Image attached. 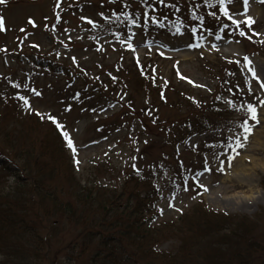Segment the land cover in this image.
Returning a JSON list of instances; mask_svg holds the SVG:
<instances>
[{
    "label": "rangeland",
    "instance_id": "obj_1",
    "mask_svg": "<svg viewBox=\"0 0 264 264\" xmlns=\"http://www.w3.org/2000/svg\"><path fill=\"white\" fill-rule=\"evenodd\" d=\"M109 1L6 0L5 4H0V15L4 17L5 24L4 30H0V49H4V52L0 51V165L5 163L10 168V172H0V196L7 198L0 205V236H5L8 230H15L23 237L24 240L20 242L16 240L21 244L18 247L23 246L22 250H18L17 254L21 259L17 264H26V260L31 258L35 264H40L46 257L50 261L55 252V264H65L66 254L73 247V237L89 218H93V222L102 221L103 224L86 231H103V237L110 236L108 240L113 242L118 236L117 229L106 225L107 222L114 215H124L134 202L142 204V197L145 204L142 225H146V218H152L154 214L156 220L153 224L165 221L168 226H175V229L182 228L181 225L178 227V221L183 216L181 214L189 215L195 208H192L193 205L202 201L207 210L223 215L222 219H210L220 222L233 218L224 223H230L229 230L237 233L240 238H245L242 242V245H246L243 253L249 264L252 261L251 254L254 264H264V106H258L259 123L253 128L245 146L236 149L239 155L231 149L225 151L228 143H234L228 137L241 134L239 124L246 118V112L240 110V106L245 101L258 104L259 100L264 99V89L260 88V82H264V42H261L264 41V0H248L247 11L253 12V23L250 26L245 13L234 17L242 22L241 27L246 32L243 37L239 35L236 25L220 13L217 5L201 12L206 14L208 23L206 27H195V35L181 31L160 33L147 27L138 31L130 26L122 30L123 34L119 38L98 34L95 27L102 23L108 11L119 9L135 13L143 26L145 5L151 0H116L113 4H109ZM227 7L230 14L244 12L243 0ZM212 11L217 13L219 20L209 15ZM81 17L91 19L96 26L93 27L87 19ZM167 17L168 20L173 18L171 15ZM29 18L35 21V27L28 23ZM150 20L152 21L151 17ZM148 24L147 20L145 25ZM224 29L228 33H224ZM216 32L221 36L227 34V38L217 43L214 39ZM129 33H133L131 40ZM198 36H203L204 40H198ZM248 36L252 39H248ZM122 40L125 43L122 44ZM128 43L133 48L127 47ZM189 44H198L199 47H188ZM213 44L216 48L212 47ZM245 56L252 61L250 67L256 71L259 81L247 70ZM237 60L242 65L240 74L233 73L232 70L233 66L239 64L236 63ZM134 64L143 67L144 76L148 78L146 92L133 83V79L139 78L132 68ZM225 69L226 78L223 74ZM113 70L132 79V84L127 79L125 85L127 87L128 83L127 92L134 104L129 102L119 105L118 101L122 99L115 93L111 98L116 102L103 108L97 117H89L78 108L69 109L67 115L62 117V124L74 141L77 155L73 156L63 138L66 159L64 157L65 160H62L64 166L60 170V164L52 160L50 154L36 161L39 157L29 154V144L34 138L36 141L43 139L51 147L54 146V138L49 129L55 123L47 117L51 114L58 120L59 115L67 111L61 107L60 98L66 93V88L74 89L79 85L77 89H80L82 85H86L88 89L111 91L113 84L105 80V76ZM32 76L37 80L29 82L28 79ZM78 79L80 80L76 82ZM249 87L252 89L251 93L248 91ZM33 89L40 95H36ZM145 95L147 103L152 105L151 110L154 107L151 112L144 107ZM20 96L28 100L30 107L25 106L24 101L19 99ZM217 96L221 99L217 100ZM228 100H232L235 107H230ZM125 108L128 111L121 114ZM156 111L157 119L153 118ZM37 113L43 114L44 118ZM156 120L158 121L155 122ZM191 121H198L200 126L205 127L188 134ZM98 123L104 125L103 129L111 131L108 137L99 134L102 130H98ZM74 125L76 128H73L71 134L69 128ZM116 129H119L118 133L114 132ZM168 135L179 139L174 148L166 139ZM241 141L243 142L242 134ZM36 148L39 150L38 154L49 151L35 146L31 149L32 154ZM54 150L58 151L56 147ZM213 153L218 159L213 158ZM229 155L235 157L230 167L227 160ZM70 159L75 164V177L74 171L70 169ZM206 159L207 166L211 169L207 172L204 170ZM76 160L79 161L78 165ZM220 160H224L223 171L218 170ZM156 163L161 164L159 176L154 183L159 194L157 207L160 217H157V211L152 209L151 202L148 201L152 194L149 181L144 183L140 178H130L133 164L140 166L143 172L145 167ZM22 168H26V173ZM65 170L83 188H86L84 183L89 178L113 184L125 181L126 185L121 187L122 199H116L114 193L108 194L107 198L108 202H113L115 207H123L124 211H111L105 215L97 207L100 205L98 199L102 198L99 196L103 189L89 187L91 193L98 194H92L98 199L85 202L89 207L88 211L82 209L84 205L79 203L76 211L72 210L75 216L71 219L72 214L57 205H63L73 198V193L69 196L66 189H61L59 178L67 182ZM54 171L57 173H53ZM12 175L15 178L23 176V187L16 186ZM25 177H31L29 181L34 177L36 182H28ZM43 181L48 186L46 191L52 201L39 196L41 192H38L35 184L43 185ZM199 185H204L207 191ZM185 186L188 187L187 191L184 190ZM116 193L120 194L119 185ZM93 196L88 199L94 200ZM170 203L172 207H169ZM104 210H107L106 205ZM191 215L192 218L200 217L203 213L198 210ZM129 219L133 222L135 214ZM52 221L54 228L48 234ZM31 226L33 229H28ZM226 226L220 228V236L228 230ZM26 231L27 235L24 233ZM130 231L137 233V230ZM226 234L230 235V231ZM157 236L153 240L159 244L153 247L155 253L148 259L154 261L157 258L160 264H167L169 261L156 253H173L179 248L180 241L187 238L184 234L173 232V228L159 232ZM126 240L128 245V237ZM23 241L29 242L24 244ZM253 241L259 248L250 252L248 244ZM17 243L0 241V260L4 258L2 252H9ZM98 244L96 242L93 246L98 248ZM142 248L145 252L146 247ZM224 254H217L216 261L224 260ZM68 256L70 255L66 259ZM15 257L13 255L11 258ZM76 259L77 262L70 263L91 264L85 258ZM202 259L204 258L198 254L197 261L200 264L204 262ZM100 261L103 263L105 259ZM182 261L193 264L195 257ZM41 264L49 263L43 261ZM234 264L238 263L235 261Z\"/></svg>",
    "mask_w": 264,
    "mask_h": 264
},
{
    "label": "trees",
    "instance_id": "obj_2",
    "mask_svg": "<svg viewBox=\"0 0 264 264\" xmlns=\"http://www.w3.org/2000/svg\"><path fill=\"white\" fill-rule=\"evenodd\" d=\"M119 25V19L118 18H110L107 20L105 27L107 30H109L113 26H118ZM138 76V74H137ZM137 82H139L140 87L143 89H147L146 83L148 82V79L142 76L141 78H138ZM147 91V90H146ZM191 125L189 126V129L194 130L196 128L202 127L200 126V123L198 121H191ZM196 125V126H195ZM193 126V127H192ZM181 131H183V128H180ZM31 139V138H30ZM53 142V141H51ZM54 146L51 147L50 144L45 142L43 139H38L37 141L33 138L32 143L29 145L31 146L30 148V155H38L39 158H36V161L43 156L50 154L53 158L52 160L58 162L60 164L59 170L64 166L63 163V157H64V150L62 147V143L58 137H54ZM35 146H38V148H42L43 150H49L48 153H42L38 154V149L36 148L35 153L32 154L31 149ZM54 147L57 148V152H55ZM15 157H19V155H15ZM22 170L26 173V168H22ZM59 172V171H58ZM53 173H57L54 171ZM66 173V180L67 182H64L61 178L60 183L62 188L61 189H66L67 190V195H72L73 193V198L69 199L65 204H57L58 207L65 208V210L72 214V210L76 211V206L80 203L83 206L82 209L88 211L89 207L86 205V201H95L98 199V197H94L93 194L91 193V189L89 188L88 190L83 189L80 185H78L75 180L72 177V174H67V170H65ZM38 176V175H36ZM53 176V174H52ZM42 177V176H41ZM28 182H36L35 178L32 177V180L29 181V178L27 177ZM26 178V179H27ZM138 178L141 179L142 182L147 183V180L143 179L142 176H136L131 178L134 179ZM18 180H20V183L17 181L15 182L16 186L18 188L23 187L25 184V179L23 180L22 177H19ZM43 180V178H42ZM97 178H94L92 187L91 188H96L98 186L99 189H103V192L100 193L98 201L100 205H97L98 209L101 208L102 212H105V215L109 214V212H116L118 213L119 211H124L123 207H115L113 205V202H108V194L114 193L116 196V199H122L123 198V193L121 191V187H124L126 185L125 181L116 184V185H110V186H105L102 183H98ZM27 184V183H26ZM264 184V181H263ZM71 185V186H70ZM119 185V190L120 194L116 193V190L118 189ZM36 189L38 192L40 191L41 194L39 196H43L44 198H49L50 201H52V198L50 195H48L46 188L48 189V186H45L44 181L43 185H37L35 184ZM93 194V195H92ZM122 195V197H121ZM94 197V200L88 197ZM98 196V194L96 195ZM151 196V195H150ZM1 197V196H0ZM139 197V196H138ZM105 198V199H103ZM58 199V198H57ZM7 200L1 197L0 200V205H3L4 202ZM150 200V199H149ZM148 200V201H149ZM142 204L139 201H136L133 203V206L129 208L127 211H125L124 215L118 216L114 215L112 219L107 222L106 225L109 227H115L116 232L118 233V236L115 237V239L112 241L108 240L110 236H105L103 237L104 232L100 230L101 232H88L86 230L88 229H93L95 226H102L103 222L102 221H96L93 222V218H89L86 220V223H84L82 229L77 231L75 236L73 237L74 241L70 248V252L67 255L68 259L65 257V264H71L70 262H77V257L80 258H89L91 260V264H97L99 260L105 259V261L102 264H160V261L155 258V260L148 259L149 256H152L155 252L153 246L158 244L157 241H154V238H158L157 234L159 232L165 231V230H171L173 228V232L178 233V234H184L186 235L187 238L183 239L179 243V248L176 249L177 251L173 253H156L159 255L160 258L166 259L167 264H185V261L183 263L182 260H186L187 258H190L191 256L195 257V261L193 264H200L197 261V256L200 254L201 258L204 262L202 264H234L235 261L238 264H249L248 259H246V255L243 253L244 250L246 249V245H242L245 238H240V236L231 230H229V224L227 222H230V218L227 220H220V222L217 219H210L211 217H219V219L223 218L222 214H218L215 212H212L211 210H207L202 203L198 204L195 206V208L192 210L193 213H196L198 210H200L203 213V216L196 217L194 216L193 218L191 217L192 212L186 216L183 215L180 220L178 221V227L181 225L182 228H174L172 225L168 226V223H156L153 224V220L151 218H146V225H142L141 220L144 219V212H145V204L143 197L140 199ZM64 202V201H63ZM105 205L107 206V210L105 209ZM148 207V206H147ZM198 210H195L197 209ZM134 209V210H133ZM195 211V212H194ZM135 214V219L133 222L130 221V217ZM147 215V214H146ZM75 216V214H72L71 219ZM227 219V217H224ZM75 222H78L77 220H74ZM224 221H227L226 224ZM4 222V221H3ZM131 222L130 224H128ZM105 224V223H104ZM228 229L227 231H230V235L226 234L227 231L220 236L219 232L222 230L220 228H224V226ZM238 225V224H236ZM54 228V222H51L50 227L47 230V233L49 234ZM28 229H33L32 226ZM110 230V229H109ZM130 230H137V233H134ZM186 230V231H185ZM29 231V230H28ZM113 231V230H111ZM185 231V232H182ZM27 235V231L24 232ZM33 234V233H32ZM0 241L3 242L5 240L11 241V243H17L20 242L23 237L18 235V233L14 231L8 230L7 234L5 236H0ZM20 237V238H17ZM126 237H128V245L126 244L127 240ZM6 238V239H5ZM5 239V240H4ZM24 240V239H23ZM13 241V242H12ZM24 242V241H23ZM29 242V241H28ZM24 242V244H28ZM98 242V248H94V243ZM235 244V245H234ZM21 244H14V247L12 250L9 252L7 251L2 252L4 255V258L0 260V264H17L20 261V257L18 256V250H22L23 246H19ZM134 246V247H131ZM146 247V251L144 252V248ZM237 247V248H236ZM50 248V245L48 246ZM235 248V249H234ZM248 248L251 251L257 250L259 246L255 244V241L251 242L248 244ZM13 251V252H12ZM54 252V251H53ZM225 252V254H224ZM224 254V260L216 261L217 254ZM13 255H15V258H11ZM187 257V258H186ZM48 258V257H46ZM44 259L43 261H46L49 264H55L54 260L56 259V252L52 256V260L49 261V259ZM228 258V259H227ZM252 261L250 264H254L253 262V254H251ZM32 259V258H31ZM30 260H26V264H35V262ZM39 262V259H36ZM158 260V261H157ZM42 261V262H43ZM41 262V261H40ZM41 262V263H42ZM144 262V263H143ZM40 263V264H41ZM39 264V263H36Z\"/></svg>",
    "mask_w": 264,
    "mask_h": 264
},
{
    "label": "snow or ice",
    "instance_id": "obj_3",
    "mask_svg": "<svg viewBox=\"0 0 264 264\" xmlns=\"http://www.w3.org/2000/svg\"><path fill=\"white\" fill-rule=\"evenodd\" d=\"M236 2H239V0H204V3L208 7H210V8H214V7H216L218 5L219 6L220 13H222L223 16L227 17L228 20H231L232 23L236 25L237 29L239 30V35L243 37V36H246V32L241 27V23L242 22L240 20L234 19V17L237 14L243 15L244 13L247 12V9H248V0H243V5H244V12L243 13L232 12L230 14V10L227 7V5L233 4V3H236ZM5 3H6V0H0V4H5ZM160 3L163 4L164 3V0H160ZM197 7H199V6L197 5ZM101 15H103V13H101ZM123 15L125 17L128 16L127 13H123ZM209 15L212 16V17H214V18H216L217 20H219V16H217V13L215 11L210 12ZM145 18H146V22H147V14L146 13H145ZM194 18L199 19L201 21L204 20V17L203 16L194 17ZM81 19H87L89 24H92L93 27L96 26L95 25V22L92 21L91 19L87 18V17H81ZM105 19H107V17H105ZM151 19H152V22L153 23L160 24V21H158L155 17H152ZM246 21H247V24L249 26L253 23V19L250 16H247L246 17ZM28 23L29 24H32L33 27L36 26L35 25V21L32 20L31 18H29ZM131 23L132 24H136L137 23L136 19H132L131 20ZM224 27L226 28L227 25H224ZM4 28H5L4 17L2 15H0V30H4ZM21 31H24V29H21ZM221 31H223V29H221ZM176 32L177 33H180L179 23L176 26ZM191 32L195 35L196 28L193 27L191 29ZM255 35H259V33H255ZM215 36H216V39L217 40H220L221 39V36H220L219 32H216L215 33ZM131 38L132 37L129 36V40H131ZM196 38L198 40H200V41H203L204 40V37L203 36H198ZM247 38L248 39H252L251 36H248ZM261 42H264V41H261ZM121 43L123 44V43H125V41L122 40ZM36 47H38V45H36ZM127 47L133 48V45L131 43H128L127 44ZM188 47H199V45L198 44H189ZM212 47L213 48H216V45L213 44ZM0 51H4V49H0ZM161 55H163V53H161ZM244 62H245V66L247 67V70L252 73L253 78L259 81L260 78L257 76L256 71L253 68L250 67L252 61L247 56H245L244 57ZM236 63H239V60H237ZM178 75H179V73H178ZM182 78H184V77H182ZM189 82L192 83V81H189ZM246 83H247V81H246ZM260 88L261 89H264V82H260ZM248 91H249V93H251L252 92V89L249 87ZM33 92L36 95H40V93L39 92H36L34 89H33ZM19 99H21V100L24 101V104H25L26 107H30L29 102H28V100L25 97L20 96ZM216 99L219 100V99H221V97L217 96ZM227 103H228V105L230 107H235V104H234V102L232 100H228ZM258 106H264V99L259 100L258 104H254L252 102L245 101L240 106V110H243V111L246 112V118H244L242 120V122L239 124V128L241 129V134L243 136V142L241 141V134H237L234 137L233 136L228 137V140L229 141H234V143H228L227 144V146L225 148V151L226 152L229 149H231V151L233 153H235L236 155H239V153L236 151V149L243 148L245 146V143L248 141V138L251 135V133L253 131V128L255 127L256 124L259 123V119H258ZM37 114L38 115H41V118H44L43 117V114H41V113H37ZM47 118L49 120H51L53 123H55L56 124V127L61 130L62 135H63V137H64V139H65V141L67 143V147L72 151V154L75 157L77 155V149H76L75 144H74V141L70 137L69 133L64 130V127L65 126L63 124H60L57 121V118L55 116L51 115V114H49ZM250 121L253 122V123H250ZM213 158L214 159H218V157L216 156L215 153H213ZM234 158L235 157L233 155L227 156L228 166L229 167L231 166V161ZM133 159H135V158H133ZM75 163L78 165L79 164V161L76 160ZM207 165H208V161L206 159L205 160V168H204V170L206 172L207 171H211V169ZM133 168L134 169L136 168V165L135 164H133ZM218 170L219 171H223L224 170V160H220V167L218 168ZM137 171L139 172V170H137ZM197 183H198V181H197ZM199 187L204 188V190L207 191V188L204 185H199ZM184 190L187 191L188 190V187L185 186ZM172 206L173 205L170 203L169 204V207H172ZM160 211H161V213H163V210L162 209Z\"/></svg>",
    "mask_w": 264,
    "mask_h": 264
},
{
    "label": "bare ground",
    "instance_id": "obj_4",
    "mask_svg": "<svg viewBox=\"0 0 264 264\" xmlns=\"http://www.w3.org/2000/svg\"><path fill=\"white\" fill-rule=\"evenodd\" d=\"M244 15H245V18H246L247 16H250V17H252V15H253V12H251V11H250V13H248V12H247V13H245Z\"/></svg>",
    "mask_w": 264,
    "mask_h": 264
}]
</instances>
